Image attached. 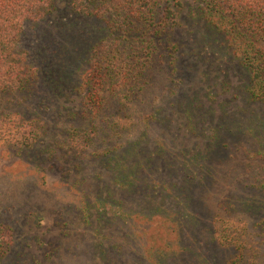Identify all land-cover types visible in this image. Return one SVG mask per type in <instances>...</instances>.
<instances>
[{
	"label": "trees",
	"instance_id": "1",
	"mask_svg": "<svg viewBox=\"0 0 264 264\" xmlns=\"http://www.w3.org/2000/svg\"><path fill=\"white\" fill-rule=\"evenodd\" d=\"M59 1L0 0V91L29 90L32 65L17 50L25 24L30 20H48L52 12L59 11ZM195 2L198 15L190 17L197 22L201 20L211 37L202 45L195 39L190 43L191 39L181 34V38L172 39L178 29L185 33L192 29L187 21H182L183 0H69L68 9L62 11L57 23L48 20L49 24H58L59 29L72 34L67 39L63 34L53 41L57 42V52L64 54L75 48L77 53L85 54L84 46L88 45L86 59L78 70L84 72L80 86L87 91L85 99L91 111L101 112V98L107 83L119 105L111 125V138L120 143L101 153L103 164L111 166L114 172V182L101 185L94 197L86 193L81 203L83 224L88 231L92 230L90 257L97 255L108 264H113L117 255L127 254L122 241H112V238L115 231H124L135 220L126 199L128 195L148 200L139 216L148 228L155 222L167 227V236L163 239L167 242L163 246L142 243L144 253L137 259L139 264H173L171 261L178 252L190 253L194 260L191 264H217L211 255L208 257L202 251L199 243L204 229L209 236L207 240L210 239L207 244L210 249L213 245L218 247L216 243L234 247L227 264H250L247 258H253L256 253V248L249 244L247 223L239 221L240 227L234 219H226L212 208L210 215L203 209L209 205L206 191L219 181L216 160H223L231 143H242L249 156L264 158V0ZM57 27L53 25L50 30H58ZM74 31H79L83 38ZM168 43H172L176 53V71L190 47V53H217L222 62L235 65L241 73L235 94L241 103L240 113H230L220 103L222 114L217 121H214L215 107L206 106L201 96L192 97L185 89L177 92L171 104L184 113L185 131L196 142L177 150L172 159L167 156L169 148L165 139L152 137L151 133L157 126L166 129L171 126L165 105H158L140 120L143 124L140 136L130 137L129 129L138 122L131 115H122L132 102L144 104L145 87L139 81L151 67L161 44L167 47ZM196 44L200 49L191 47ZM191 61L195 66L196 61ZM210 115L211 123L208 122ZM32 122L18 114L0 116V140L31 148L39 139ZM256 188L257 197L243 201L238 198L234 207H240L253 219L258 218L259 228L264 222V180ZM110 226L116 230L109 232ZM171 240L182 244L175 245ZM112 242L115 243L111 245ZM3 249L0 244V264L5 255Z\"/></svg>",
	"mask_w": 264,
	"mask_h": 264
},
{
	"label": "rangeland",
	"instance_id": "2",
	"mask_svg": "<svg viewBox=\"0 0 264 264\" xmlns=\"http://www.w3.org/2000/svg\"><path fill=\"white\" fill-rule=\"evenodd\" d=\"M183 2L182 21H187L192 29L187 33L178 29L172 39L183 35L191 39L190 43L195 39L198 45L205 44L211 38L209 29L201 20L191 19L192 15H198L197 3L195 0ZM58 7L59 11L52 12L49 21H59L62 11L69 7V0H60ZM48 20L28 21L17 48L27 64L32 65L29 90L0 91V116L18 114L31 119L39 133V139L31 148L0 140V244L5 251L2 264H108L97 255L91 254L90 257L92 230L88 231L83 224L81 203L86 193L90 192L94 197L101 185L114 182V172L111 166L103 164L101 153L120 143L111 138V125L117 117L119 105L107 83L103 88L101 112L94 114L91 111L85 99L87 91L80 86L84 72L78 70L86 59L88 45L82 44L85 45V54L77 53L75 48L63 51L64 54L57 52V42L53 41L63 34L66 39L72 34L59 29L58 24H49ZM53 25L58 30H50ZM74 32L81 35L79 31ZM74 43L77 42L74 40ZM197 44L191 47L200 49ZM77 47L81 48L80 45ZM189 48L176 71L172 43L167 47L161 44L151 67L139 81L145 87L144 104L132 102L130 109L122 113L131 115L132 120L138 122L132 130L129 129L130 137L140 136L143 131L140 120L158 105H165V113L172 120L171 126L167 129L157 126L151 133L152 137L165 139L169 148L167 156L171 159L177 150L196 142L185 131L184 113L171 104L177 98V92L185 89L192 97L201 96L206 106L213 105L214 121L222 114L220 103L222 109L225 107L230 113H240L241 103L235 98L236 87L241 82L238 68L227 61L222 62L215 52L190 53ZM62 57L66 58L62 60ZM191 60L196 61L195 66ZM208 122H212L211 115ZM222 159L216 160L219 181L206 191L209 205L203 210L210 215L212 208L222 217L234 219L232 221L240 227V222L247 223L249 244L256 248L254 257L247 258V261L264 264V222L257 228L258 218L253 219L240 207H234L238 198L243 201L258 196L257 184L264 180V158L249 156L242 143L233 142ZM117 192L119 195L120 191ZM126 199L135 220H131L124 231H115L112 241H122L127 254L117 255L113 264H139L137 259L144 253L143 242L158 246L167 242L163 240L167 236L166 225L155 222L148 228L147 222L140 218L145 211L144 202L148 200L138 195H128ZM111 230L116 227L110 226L108 231ZM208 237L206 229L200 232L202 251L208 257L211 255V260L215 259L217 264H227L234 247L214 242L218 247L213 245L210 249ZM171 242L182 244L179 240ZM178 253L171 261L173 264L194 261L190 253Z\"/></svg>",
	"mask_w": 264,
	"mask_h": 264
}]
</instances>
